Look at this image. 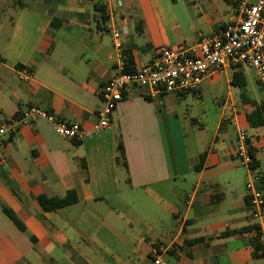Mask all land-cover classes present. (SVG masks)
I'll list each match as a JSON object with an SVG mask.
<instances>
[{
    "label": "crops",
    "instance_id": "obj_1",
    "mask_svg": "<svg viewBox=\"0 0 264 264\" xmlns=\"http://www.w3.org/2000/svg\"><path fill=\"white\" fill-rule=\"evenodd\" d=\"M235 1L0 0V125L38 108L91 131L100 88L119 65L133 72L160 48L235 24ZM241 68L187 93L130 88L108 127L80 141L41 119L20 126L0 147V264H152L158 245L171 248L161 264H263L250 244L249 174L233 153L244 130L264 191V123L255 124L264 99ZM237 71L242 89L231 84ZM210 99L219 106L211 123L202 106ZM70 191L74 204L38 206Z\"/></svg>",
    "mask_w": 264,
    "mask_h": 264
},
{
    "label": "built area",
    "instance_id": "obj_2",
    "mask_svg": "<svg viewBox=\"0 0 264 264\" xmlns=\"http://www.w3.org/2000/svg\"><path fill=\"white\" fill-rule=\"evenodd\" d=\"M235 5L239 16L235 24L207 36L200 35L192 45L160 48L151 63L133 72H126L119 65L117 72L100 88V107L94 114L95 123L91 131H85L77 123L55 120L41 109L29 108L0 125V147L18 132L20 126L38 119L50 123L56 135L67 140L80 141L90 134L99 133L108 127L123 94L133 87L149 88L156 93H187L195 91L204 79L214 73L246 66L254 70L257 81L264 89V0H236ZM111 37L112 47L119 58L122 48L120 33L111 29ZM236 139L233 156L249 174L245 183L248 213L258 243L264 250V191L260 187L261 176L255 171L245 131L237 129ZM170 249L159 245L152 247L151 263L161 264L163 256ZM262 259L264 264V256Z\"/></svg>",
    "mask_w": 264,
    "mask_h": 264
},
{
    "label": "trees",
    "instance_id": "obj_3",
    "mask_svg": "<svg viewBox=\"0 0 264 264\" xmlns=\"http://www.w3.org/2000/svg\"><path fill=\"white\" fill-rule=\"evenodd\" d=\"M101 18L105 19V17L103 15H101ZM126 72H128V71L126 70ZM231 84H232V86L240 88V89L244 88L245 81L243 79V75H242L241 71H237V72L233 73ZM263 109H264L263 106L257 108V112L255 115V118H256L255 124L256 125H262L264 123ZM250 121L253 122V119H251ZM251 153H252V151H251ZM202 161H203V156L200 157V163H202ZM116 163H117V165L123 166L124 169H126V164L124 162L123 147H122V144L120 142H118L117 147H116ZM199 167H200V165L196 169H198ZM37 203H38V206L43 211H52V210L59 209V208H62L64 206H68V205L76 203V195H75L74 191H70V192H67L64 197L58 198V199H52V200L47 199L43 196H40L37 198ZM4 212L17 225V227L20 230L23 229L21 224H19L16 221V219L12 216V214L10 212H8L7 210H4ZM233 233H235V231L225 232L222 235H228V234H233ZM250 244L252 247V256L254 258H262L264 256V250L259 245L258 236L256 234L250 240Z\"/></svg>",
    "mask_w": 264,
    "mask_h": 264
},
{
    "label": "rangeland",
    "instance_id": "obj_4",
    "mask_svg": "<svg viewBox=\"0 0 264 264\" xmlns=\"http://www.w3.org/2000/svg\"><path fill=\"white\" fill-rule=\"evenodd\" d=\"M242 72L244 74V77L246 78L247 84L249 85V88L253 86L256 88L257 96L259 99H264V89L262 85L257 81V78L254 77V70L246 67V66H241ZM231 72V71H230ZM198 107L196 108L197 114H199V110L201 109L200 103H198ZM202 106L206 112V116L208 121L211 123V121L214 119L219 114V106L215 99H210V100H205L202 102ZM200 116V115H198ZM188 125V123H186ZM191 141H193L192 136L189 135L188 138L186 139V145L188 147V151L191 153ZM236 161V160H235Z\"/></svg>",
    "mask_w": 264,
    "mask_h": 264
}]
</instances>
